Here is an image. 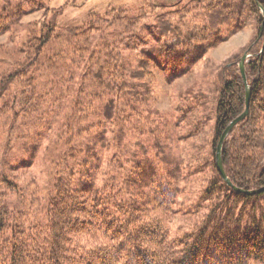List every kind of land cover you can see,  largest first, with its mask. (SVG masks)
Instances as JSON below:
<instances>
[{
    "label": "trees",
    "instance_id": "obj_1",
    "mask_svg": "<svg viewBox=\"0 0 264 264\" xmlns=\"http://www.w3.org/2000/svg\"><path fill=\"white\" fill-rule=\"evenodd\" d=\"M197 2L193 27L185 16L167 30L159 21L149 40L137 33L140 18L125 10L111 23L94 17L61 30L50 20L30 33L1 76L0 117L14 106L36 111L42 133L59 126L66 152L48 196L35 198L34 185L35 209L11 205L10 193L24 197L23 184L12 171L0 174V264H264V191L235 190L216 161L224 130L246 108L242 54L220 71L208 149L199 140L204 95L181 99L168 136L151 107L155 69L173 67L171 81L190 75L210 49L251 25L255 35L244 49L253 53L245 63L249 113L224 141L222 160L233 185L264 186V0ZM36 9H0V36ZM59 40L68 45L52 50ZM185 127H193L189 136ZM114 143L118 150L104 166ZM32 159L11 169H26ZM198 173L205 185L194 192ZM184 194L189 201L179 202Z\"/></svg>",
    "mask_w": 264,
    "mask_h": 264
},
{
    "label": "rangeland",
    "instance_id": "obj_2",
    "mask_svg": "<svg viewBox=\"0 0 264 264\" xmlns=\"http://www.w3.org/2000/svg\"><path fill=\"white\" fill-rule=\"evenodd\" d=\"M196 4H198L197 0H0V9L17 5L24 6L29 10L38 8L23 17L12 30L0 36V81L3 72L12 66L14 60L21 57L19 56L21 46L24 47L30 33H37L40 25L44 22L53 20L59 24L61 30L70 28L75 30L82 28L94 17L111 23L116 13L125 10L129 17L138 16L140 18L137 33L143 31L141 34L147 38V33L155 30L159 26L158 22L163 20L166 30L171 29L176 21L181 20L182 16H185L183 20L189 21L193 27ZM116 27L121 29L122 25H116ZM254 35V28L251 25L247 26L227 41L210 49L194 67L192 74L173 81L170 80L174 73L173 67L164 65L165 68L162 70L155 69L152 78L154 100L151 107L160 112V128L167 136L174 133V123L177 120L175 106L184 97L202 94L209 100V103H204L205 107L199 111V115L203 116L202 120H205L207 124L199 140L205 143L204 146L207 149L210 147L215 121L213 102L217 97L220 71L223 70L225 63L236 59L241 54L242 57L245 52H248L247 50L244 52V49L251 43ZM67 45L65 40H59L51 43L50 47L53 50L57 46L59 48ZM16 86V83H13L7 94L11 95ZM4 115L0 117V174L12 171L19 178V182L23 184L24 197H21L22 194L20 196L10 193L8 201L18 211L24 212L31 210L32 207L36 208L31 203L34 185L39 189L35 198L48 196L54 182L55 162L65 156L66 148L63 143L59 144L56 138L59 126H54L50 131L42 133L44 121L36 111L29 113V111L26 112L14 106L6 113V116ZM197 120L198 118L195 119V121ZM192 128L185 127L184 134L189 136V132L193 131ZM189 142H194V136ZM38 143L39 146L36 145ZM177 143L179 144V142L175 144ZM117 147L118 145L114 143L109 155H104V166H107V162L113 158V154L118 150ZM31 156L33 161L26 169L18 171L11 169V165ZM202 176L203 174L199 173L194 176V192L205 185H203ZM189 199L190 196L184 194L179 202L186 203ZM172 228L176 233L180 231L178 221L173 223Z\"/></svg>",
    "mask_w": 264,
    "mask_h": 264
},
{
    "label": "water",
    "instance_id": "obj_3",
    "mask_svg": "<svg viewBox=\"0 0 264 264\" xmlns=\"http://www.w3.org/2000/svg\"><path fill=\"white\" fill-rule=\"evenodd\" d=\"M261 10H262V13H264L263 8ZM263 50H264V44H263L261 52ZM252 55H253L252 53L245 52L243 54V56L241 57L240 62H239L240 72L242 74V77L244 79L245 86H246V108H245L244 112L240 116H238L237 118L232 120L231 123L224 130V132H223V134H222V136H221V138L219 140L218 149H217V155H216V158H217L216 161H217L218 170L221 173V175L223 176V178L226 180V182L229 185L233 186V188L235 190H237L239 192L246 193V194H255V193L263 192L264 191V186L259 187V188H253V189H244V188H240L238 186L233 185L231 180H230V178L228 177V175H227V173L225 171V167H224L223 160H222V148H223L224 141L226 140V138L230 134L232 128L234 126H236L240 121H242L249 113L250 98H251V87H250V85L248 83L245 63L248 61V58L251 57Z\"/></svg>",
    "mask_w": 264,
    "mask_h": 264
}]
</instances>
